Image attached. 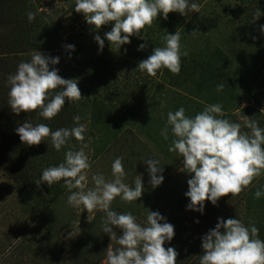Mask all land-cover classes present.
I'll use <instances>...</instances> for the list:
<instances>
[{
	"label": "rangeland",
	"instance_id": "374dc122",
	"mask_svg": "<svg viewBox=\"0 0 264 264\" xmlns=\"http://www.w3.org/2000/svg\"><path fill=\"white\" fill-rule=\"evenodd\" d=\"M73 1L75 0H12L13 6L7 9L0 7V17H5L4 21L7 22L4 24L0 21V36H7L6 30L13 29L14 25L11 26V23L15 12L22 8L16 21L19 19L27 21V14L34 9V21L40 22L41 25H49L63 41L61 49L54 47L53 51L45 53L34 44L28 49L29 56L20 57L23 60L16 59L19 58L18 54L1 55L0 80L8 82V76L16 72L18 64L29 61L35 50L51 58L58 57L57 65L61 70L66 67L72 70V79L78 81V88L81 89L83 100H80V103L88 105L87 116L82 119V124L87 125L83 143L88 140L92 143L90 149H85L91 163L88 186H92L91 175L96 172H101L106 179H111L113 160L116 157H123L126 172L124 182L134 187L133 181L136 176H141L144 191L139 200L130 204L122 202L117 197L118 201L114 206L118 209L115 211L124 213L119 207L125 209L129 207V211L140 223L146 220L147 210L159 212L174 226L175 232L174 238L170 242L166 241L164 247L175 248L178 253L177 264H196L197 254L194 255L193 251H190L191 247L202 244V237L214 229L220 219H239L246 226L250 223L255 224L253 218L259 215L250 217L252 212L248 211L247 195L258 183L259 177L239 196L235 198L226 196L227 201L223 197L219 199L217 207L226 209L224 215L217 216L211 213V207L214 205L210 201H205L203 213L190 211L183 202L187 198L185 195L188 191L187 181L191 177L180 171L183 167L182 158L168 151L172 140L171 133L169 132V139L166 141L161 136V130L167 122L169 111L175 112L183 107L187 116L194 117L195 113L201 112L207 105L216 103L226 105L227 99H231L228 95L230 93L237 96L240 108L234 109L237 102L235 104L234 101L228 100L231 109L228 113L222 108L223 112L228 114L224 118L234 122L232 118L234 117L235 121L242 125L245 117L263 121L264 112L261 110L264 109V52L248 49L252 46L250 37L252 34L255 35V31L252 30V26H246L248 24L245 18H241L243 9L248 8V2L251 0H189L190 3L200 4L199 13L191 12L184 16L172 13L177 18L183 17L184 21L177 28L165 25L162 30H158L157 21L160 20L158 16L157 20L140 34L146 41L133 36L130 37V43L122 45L119 50L115 48L111 50L109 42L105 39V34L111 31L113 24L102 26L99 32L90 31L83 14L80 15V20H76L74 12L71 11ZM238 19H244V23ZM177 30L181 37V51L188 53L181 59L187 58L191 69L178 75L161 69L155 77L139 71L137 69L139 62L152 54L147 38H155L161 44L160 47H163L164 37L167 34L174 35ZM194 31L198 32L192 36ZM239 32L243 33L244 37ZM96 35L104 39L102 51L94 39ZM142 43L147 46L144 50L138 51V46ZM68 45H74V50H69ZM216 48L226 55V61L223 63H220L218 57L211 55ZM144 52L146 54H143ZM0 53L7 51L2 48ZM100 55L108 59V69L104 75L92 72L88 66L90 61L98 60ZM259 56L261 60L254 68L255 57ZM218 66L222 73L224 72L223 79H215L216 76L212 78ZM221 84L224 88L218 91V85ZM1 92L0 89V94ZM231 102L233 104H230ZM70 126L67 128L73 127ZM3 128L4 120L0 119V139ZM116 129L119 130L115 131ZM242 131H247V128L242 127ZM72 141L69 140V144L60 151L52 147L50 137L45 138L39 145L22 144L28 152V157L22 165L16 162L11 167L6 159H0V165L3 166V169L0 168V264H58L68 251L71 243L63 248L59 247L54 252L51 251L52 255L47 259L48 251L37 249V246H44L46 239L41 235L44 236L45 228L55 221L59 213L58 208L52 210L48 208L46 202L50 198L41 197L39 192L35 194L42 208L20 205L22 193L16 189V179L21 169L32 166L38 157L37 160L45 159L46 155H49L47 156L49 159L53 158L56 153L64 152L72 145L78 150L81 142ZM163 145L166 146V150ZM0 155L2 156L1 149ZM97 155L99 158L95 159L94 156ZM63 156L64 153L61 160L65 159ZM150 158L159 160L160 166L163 167L161 173L163 182L155 188L150 184L148 165L144 163ZM29 190L31 193L34 192L30 187ZM96 212L91 214L92 219ZM77 215L80 221L88 220V213L82 207L78 209ZM116 231L118 236L122 235V232ZM70 233H65V239L69 242L75 241L77 231L74 232L76 236L71 239ZM111 243L113 249L118 247L110 240Z\"/></svg>",
	"mask_w": 264,
	"mask_h": 264
},
{
	"label": "clouds",
	"instance_id": "9594fccd",
	"mask_svg": "<svg viewBox=\"0 0 264 264\" xmlns=\"http://www.w3.org/2000/svg\"><path fill=\"white\" fill-rule=\"evenodd\" d=\"M200 7V4L189 0H75L74 11L83 14L92 32H99L102 26L112 23L113 27L105 34V39L111 50H119L122 45L130 43V37L145 40L141 32L150 27L158 16L167 20L169 13L184 16L191 12L199 13ZM261 15L264 13L257 8L253 23ZM27 16L29 21L35 19L32 12ZM197 32L194 31L192 36ZM261 32L264 33V26H261ZM94 39L102 51L104 39L99 35ZM180 40L178 30L174 35L167 34L164 46L155 47L147 59L139 62L137 69L150 77H155L161 69L178 75L181 57L188 55L181 51ZM146 46L141 44L138 51ZM67 47L74 50V45ZM58 63V57L51 58L35 50L29 61L18 64L16 72L8 76V104L14 114L37 112L44 120L51 121L63 109L66 100L72 103L82 99L77 80L62 78L55 67L50 70V65ZM223 88L221 84L217 90ZM224 116L219 103L205 106L194 117L187 116L183 107L167 113L161 136L167 141L171 133L168 151L182 158L180 171L191 177L185 193L190 201L187 205L190 211L203 213L205 201L215 206L222 197L235 198L254 179L264 175V128L251 118L245 117L242 125ZM73 120L74 127L55 131L45 123L34 126L27 121L16 128L20 141L27 146L39 145L48 137L56 151L68 145L70 138L81 142L78 150L72 145L65 152V159L58 166L45 168L36 184L46 183L51 188L63 181L70 192L67 204L86 210L89 222L92 213H104L102 230L118 245L115 249L112 243L109 245L105 264H177L175 248L164 247L166 241L174 238V226L159 212L147 210L146 220L140 223L131 212L112 210L111 205L117 197L130 204L139 200L144 191L141 176H136L134 187L124 182L123 157L113 160L111 179L96 172L91 175L92 186H88L91 163L85 149L89 144L83 143L87 125L80 123L79 115ZM242 127L249 131H242ZM144 163L148 165L150 184L153 188L158 187L163 182V167L159 160L150 158ZM261 196H264V191L257 189L254 197L260 199ZM76 223L79 224V220ZM116 230L122 235L118 236ZM74 236L72 231L69 239ZM202 249L199 264H264V240L259 238V229L254 223L246 226L239 219H220L215 228L202 237Z\"/></svg>",
	"mask_w": 264,
	"mask_h": 264
},
{
	"label": "trees",
	"instance_id": "16d2710c",
	"mask_svg": "<svg viewBox=\"0 0 264 264\" xmlns=\"http://www.w3.org/2000/svg\"><path fill=\"white\" fill-rule=\"evenodd\" d=\"M194 1V0H193ZM245 1V0H240ZM12 0H0V7L7 9L8 7L13 6L11 3ZM74 4L75 1L71 4V11L74 12L76 20H80L81 17L79 13H76L74 11ZM259 8L262 13H264V0H251L248 2V8L243 9L242 17L245 18V22H247L248 26H252V30L255 31V35H251V43L252 46L248 47V49L255 50V51H263L264 52V33L261 32V26H264V15H261V17L256 20L253 23V14L255 10ZM22 8L17 9L15 12V17L13 20V23H11V26L14 25L13 29L11 31H7V36L2 37L0 36V49L5 48L7 53H0L1 55H13L18 54L16 59H21L20 57H27L29 56V48L31 46L38 45V48L42 52H51L53 51V48L56 47V49H61L63 46V41L58 38L57 32L53 30L49 25H41V23H37L36 21L32 20L29 21H16V18L19 16L18 12ZM32 13H35V10L32 9ZM18 15V16H17ZM45 14L43 13V16ZM182 16V15H180ZM160 20L158 22V30H162L165 25H169V27H176L180 25L183 21V17H176L175 14L170 13L168 16V19H163L162 16H159ZM5 17H0V21L2 23H7L4 21ZM175 20H177L175 22ZM239 20V19H238ZM242 23H244V19H240ZM23 24H27V26H24ZM6 26V25H5ZM240 35L244 37V34L239 32ZM148 35V33H147ZM147 43L149 45L150 54L152 53L153 49L155 47H160L161 44L156 40L155 38H147ZM144 44V43H142ZM140 46V45H139ZM138 46V47H139ZM250 50V51H251ZM47 54V53H46ZM143 54H146L144 52ZM142 54V55H143ZM213 57H218V60L221 61L220 63H223V61H226V55H224V52L221 51L219 48H216L214 52L211 54ZM142 59L144 57L142 56ZM255 66L254 68L259 64L260 56L255 57ZM107 65H108V59L104 55H100L99 59L96 61H90L88 66L90 67L91 71H95L101 75H104V72L107 71ZM221 65V64H219ZM2 65H0L1 68ZM50 70L55 67L58 70V74L64 78V79H72L71 72L72 70H69L68 67L61 70L59 65H50ZM191 69L189 64L187 63L186 59H181V70L180 74L188 72V70ZM1 70V69H0ZM224 72L222 73V70L218 67H216L215 74H212V78L214 79H223ZM74 77V76H73ZM215 84H218L215 82ZM0 89L2 90L0 94V119L4 120V128L2 138L0 139V149L2 150V156L0 155V159H6L11 167L14 163H17L18 165H22L23 162L25 163L26 158L28 157V152L23 147L22 142L20 141L19 136L16 133V128L18 126H21L25 121L32 123L34 126L38 123H45L47 124L53 131L59 129V128H67L71 127L70 125L75 126L73 118L76 115H79L81 117L80 123L83 122L82 119H84L85 116H87V110L88 105L86 103H83L80 101H75L72 103H69L67 100L65 102V106L60 111V113L51 121L44 120L42 117H40L37 112L33 113H20L19 115L14 114L8 104V92H9V85L8 82H4L0 80ZM81 92V89H79ZM234 94V90H232ZM231 99H227L226 105H222V108L230 112L229 108V101L237 102L234 109L240 108V103L238 100H236V97L233 96L231 93L228 94ZM210 99V98H209ZM83 100V99H81ZM213 102V101H210ZM230 104H233V103ZM82 104V105H79ZM79 110V111H78ZM201 111V110H200ZM78 113V114H75ZM4 114V117H3ZM75 114V115H74ZM197 113H195L196 115ZM194 115V116H195ZM228 116L227 113H225V116ZM224 116V117H225ZM231 115H229L230 117ZM68 117V118H67ZM223 117V118H224ZM232 117V116H231ZM233 118V121H235V118ZM87 120V119H86ZM255 121H257L259 127L264 128V119L263 121H259L257 118ZM239 123V122H238ZM6 129V130H5ZM119 129H116L115 131H118ZM247 131H249L247 129ZM74 140L77 142L74 138H70V142ZM89 141V140H88ZM86 141V143L89 144V148H91L92 143ZM74 142V143H75ZM73 143V141L71 142ZM99 143V142H97ZM102 143V142H101ZM69 144V143H68ZM66 147V145L64 146ZM79 147V146H78ZM163 148L166 150V146L163 145ZM69 150V147L64 150V152H59V154L56 153L53 158L47 157L49 155L45 156L44 158H41L39 160L35 159L34 163H32V166L29 165L26 169L22 168L20 171V174L18 178L16 179V189L22 193V198L19 201V204L23 206V204H27L29 208L31 207H38L42 208L43 206L39 204L38 198L35 193H40L41 197L45 196L46 198H50L48 202H46L48 205L47 207L52 210L56 207L58 208V215L55 219V221H52L50 225H48L47 228H45V234L42 236V238L46 239L44 242V246H37V249L40 251H48L46 253V258L50 257L52 255V252H54L59 247H65L69 244L68 251L65 252L63 255L64 257L60 259V262L58 264H101L106 261V252L110 245V237L108 234H105L102 230V217L104 216V213L97 211L94 215L93 219L90 220V222L87 220H79L77 211L78 209L73 208L67 204V197L70 195V192L67 188L64 187L63 181L59 183H55L52 185L51 188L48 187L46 183H42L40 185L36 184V181L40 178L42 175V171L45 168L56 166L57 164H60L59 162H63L64 159L61 160V155L64 153L63 158H65V152ZM3 154L5 155L3 157ZM53 155V154H52ZM95 159H98L99 156H94ZM0 168L3 169V166L0 165ZM13 170V169H12ZM258 178V177H257ZM256 178V179H257ZM25 184V185H24ZM29 187L33 189L34 192H30ZM257 189H261L264 191V175L259 177L258 183L253 186V188L249 191L247 195L248 199V211L252 212L250 214V217H253L254 215H259L258 217L255 216L253 218V222H255L256 227L259 229V238L261 240H264V196H261L260 199H256L254 197V193ZM225 201H227V197H223ZM65 200V201H64ZM118 201V199H115L111 205L112 210L118 209L114 206V204ZM32 203V204H31ZM190 203L189 199L186 198L184 200L183 204L187 206ZM219 203L214 207H211V213L215 215L225 214V208L223 207H217ZM128 209V210H127ZM120 208L119 210L127 213L130 212L129 207ZM42 211V210H41ZM118 211V210H117ZM119 213V212H118ZM140 214V212H139ZM211 215V214H210ZM59 217V218H58ZM79 220V224L76 223ZM76 232L77 231V238L75 241L69 242L65 239V233L67 232ZM44 233V232H43ZM191 235H193L191 233ZM48 240V241H47ZM52 251V252H51ZM190 251H193L194 255L197 254V259H195L196 264H199V256L203 254L202 244H200L198 247H191ZM193 258V255L191 256ZM46 259V260H47Z\"/></svg>",
	"mask_w": 264,
	"mask_h": 264
}]
</instances>
